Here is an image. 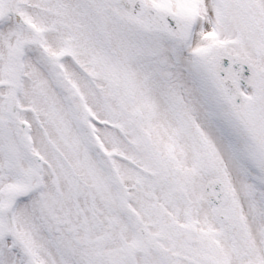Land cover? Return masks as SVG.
<instances>
[{
    "label": "snow or ice",
    "instance_id": "6c2138e0",
    "mask_svg": "<svg viewBox=\"0 0 264 264\" xmlns=\"http://www.w3.org/2000/svg\"><path fill=\"white\" fill-rule=\"evenodd\" d=\"M0 264H264V0H0Z\"/></svg>",
    "mask_w": 264,
    "mask_h": 264
}]
</instances>
